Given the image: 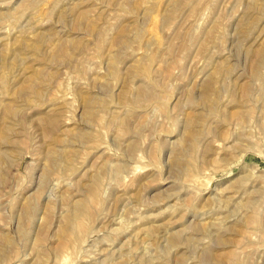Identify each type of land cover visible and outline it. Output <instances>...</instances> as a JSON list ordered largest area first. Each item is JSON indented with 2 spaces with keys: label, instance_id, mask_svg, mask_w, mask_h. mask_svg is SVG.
I'll return each mask as SVG.
<instances>
[{
  "label": "rangeland",
  "instance_id": "obj_1",
  "mask_svg": "<svg viewBox=\"0 0 264 264\" xmlns=\"http://www.w3.org/2000/svg\"><path fill=\"white\" fill-rule=\"evenodd\" d=\"M0 264H264V0H0Z\"/></svg>",
  "mask_w": 264,
  "mask_h": 264
}]
</instances>
